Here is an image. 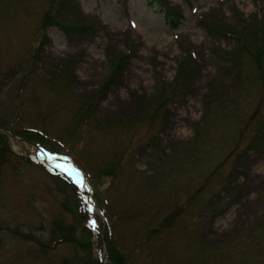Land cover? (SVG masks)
Instances as JSON below:
<instances>
[{
  "label": "rangeland",
  "instance_id": "rangeland-1",
  "mask_svg": "<svg viewBox=\"0 0 264 264\" xmlns=\"http://www.w3.org/2000/svg\"><path fill=\"white\" fill-rule=\"evenodd\" d=\"M261 6L0 0V264H264Z\"/></svg>",
  "mask_w": 264,
  "mask_h": 264
},
{
  "label": "trees",
  "instance_id": "trees-1",
  "mask_svg": "<svg viewBox=\"0 0 264 264\" xmlns=\"http://www.w3.org/2000/svg\"><path fill=\"white\" fill-rule=\"evenodd\" d=\"M70 1L71 0H64V3L66 2L68 5L70 3ZM154 1H157V0H154ZM68 7H71V5H69ZM261 7H263V6H261ZM161 9H163L164 16L168 17V23H169V26H171V28L177 27L182 22L183 15L173 13V12H168V10H166L163 5L161 6ZM260 10L263 11L264 7L260 8ZM174 15H175V17H174ZM46 18H47V21H49V15H47ZM49 24H50V26L57 25V26H60L64 29L67 27V26H64L63 24H61L60 22H58L56 20L51 21V22L49 21ZM262 27L264 28V24H262ZM207 28L210 29L211 32L220 31V28L221 29H223V28L227 29L226 32L227 31L230 32L234 29L233 27H231V26L229 27L228 25H226V27H223L222 24H218L216 22L212 23ZM239 32H240V29L239 28L236 29V32H235V34H237L236 37L238 36V38H242L241 43L244 44L243 46L246 47L245 50H247V51L249 50L250 55L252 54L251 56L255 59L256 65H258L260 67L261 72L264 73V51H263V49H264L263 44L264 43L261 42V39H263L262 35L264 33V29L260 30V28H259L258 32H255V34H251V35H254L255 37H250V38L247 37V40L243 39L242 33L239 34ZM251 48L254 49L253 53H252ZM118 67H119V65H118ZM262 78H264V75L262 76ZM111 80H112V78H111ZM174 92L175 91H173L172 93H174ZM60 178H61V180L66 181L67 185L70 186L73 190H75L76 195H77L76 198L79 201L78 207L81 204L82 208H83L81 210L83 211V213L85 215L89 216V218H90L91 213H90V211H88L87 206L86 205L84 206V200H83V198L80 197L78 190H76V188H75V185L72 182H70L69 180H66L64 177H60ZM106 232L109 233V231H106ZM108 239H109V234L106 235V242L108 243V245H107V253H108L107 257L109 258L110 262L113 264H123V258L117 252H115L113 246L110 244V242H108L109 241ZM80 243L84 246L89 245L88 243H83V242H80ZM91 260H92L93 264H99L98 260L94 256L92 257Z\"/></svg>",
  "mask_w": 264,
  "mask_h": 264
},
{
  "label": "water",
  "instance_id": "water-1",
  "mask_svg": "<svg viewBox=\"0 0 264 264\" xmlns=\"http://www.w3.org/2000/svg\"><path fill=\"white\" fill-rule=\"evenodd\" d=\"M53 168H54L55 170H57V171L60 172V170H58V168H57L56 166L53 165ZM63 173L66 174L65 172H63ZM66 176H67V175H66ZM101 264H105V263L103 262V257H102V260H101Z\"/></svg>",
  "mask_w": 264,
  "mask_h": 264
}]
</instances>
